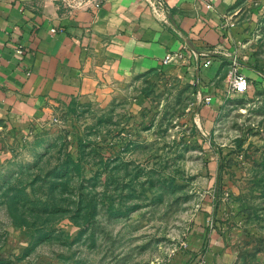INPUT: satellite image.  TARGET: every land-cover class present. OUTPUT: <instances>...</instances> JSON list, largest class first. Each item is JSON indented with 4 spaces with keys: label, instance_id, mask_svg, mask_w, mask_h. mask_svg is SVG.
Masks as SVG:
<instances>
[{
    "label": "rangeland",
    "instance_id": "rangeland-1",
    "mask_svg": "<svg viewBox=\"0 0 264 264\" xmlns=\"http://www.w3.org/2000/svg\"><path fill=\"white\" fill-rule=\"evenodd\" d=\"M261 1L210 75L171 62L0 122V264H264Z\"/></svg>",
    "mask_w": 264,
    "mask_h": 264
},
{
    "label": "crops",
    "instance_id": "crops-1",
    "mask_svg": "<svg viewBox=\"0 0 264 264\" xmlns=\"http://www.w3.org/2000/svg\"><path fill=\"white\" fill-rule=\"evenodd\" d=\"M160 1L69 7L59 0H0V122L56 119L61 107L106 99L126 78L171 62L210 75L235 50L262 2ZM166 55L171 59L163 61Z\"/></svg>",
    "mask_w": 264,
    "mask_h": 264
},
{
    "label": "built area",
    "instance_id": "built-area-1",
    "mask_svg": "<svg viewBox=\"0 0 264 264\" xmlns=\"http://www.w3.org/2000/svg\"><path fill=\"white\" fill-rule=\"evenodd\" d=\"M101 0H93V1H88V2H82V3H78L76 5L74 4H66L69 7H73V6H79V7H83V6H88V7H97L99 6ZM158 4H160V6H162L161 1L160 0H155ZM14 52L16 53H21V49L19 47H15L14 48ZM174 57L179 59L182 57V53L181 52H176L174 53ZM169 59H171L170 55H166L164 56L163 61H168ZM209 63V59L206 58L202 61V66H206ZM247 78L244 74L236 72L235 70H232V73L230 75L229 78V86L231 88V90L233 91H242L246 88L247 86Z\"/></svg>",
    "mask_w": 264,
    "mask_h": 264
}]
</instances>
